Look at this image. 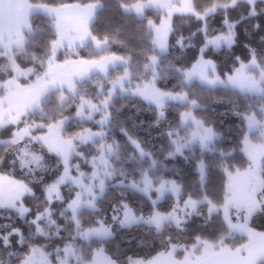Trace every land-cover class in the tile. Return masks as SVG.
I'll use <instances>...</instances> for the list:
<instances>
[{"label":"trees","instance_id":"1","mask_svg":"<svg viewBox=\"0 0 264 264\" xmlns=\"http://www.w3.org/2000/svg\"><path fill=\"white\" fill-rule=\"evenodd\" d=\"M27 1L32 6L50 7L100 4L101 8L90 28L93 39L85 47L75 51L63 48L54 55L53 44L58 42L59 37L57 22L55 19L35 13L31 19V27L25 34V47L9 56H0V82L9 81L17 76L12 67V60L21 70L27 71L33 66L38 70L21 79L23 85L44 77L54 63L94 61L112 55L120 58L125 65L112 70L105 81L93 76L91 80L79 84L77 94L66 103H63L59 90L49 92L43 98L40 109L31 112L17 126L11 125L0 130V137L4 140L12 139L17 129L27 127L29 124L49 126L62 121H67L64 135L68 139L76 138L75 136L88 131H103L105 137L102 140L82 146L85 158L78 160L81 170L91 173L93 169L90 161L99 156V147L111 144L115 139L122 146V161L116 162L114 166H120L122 163L125 175H117L113 180L106 178V190L95 204L98 209L83 207L74 213L69 205L77 196L78 191L75 187L64 186L61 188L60 198L54 201L46 200L43 186L54 184L60 174L41 182H34L27 175L4 166L10 148L9 145H1L0 154L3 155V162L0 163V174L21 181L33 194L23 199L24 206L29 209L26 217H21L11 210L0 209V263L19 264L21 260L39 257L37 249L40 248L49 255L53 264H58L57 256L63 258L65 253L62 249L68 244L73 245L74 251L79 253V259L69 258L70 264L90 261L97 250L103 251L111 259L123 252L124 258L152 259L161 253H169L174 248L182 249L177 253L182 257L185 250L199 242L213 246L222 244L232 251L246 245L248 238L232 231L219 207H222L229 196L230 177L251 165L244 152V140L248 132L247 117L253 114L263 117L262 106L259 103L255 105L246 103L247 100L256 97L242 94L230 87L227 92L218 88L215 93H210L198 81L188 84L183 80L185 72L189 71L200 58L214 61L221 77H224L225 73L231 76L241 67L240 62L236 60L237 56L244 63L252 58L250 48L255 49L257 62L264 69V59H261L264 58V41L260 40V37L264 36V0L255 5L238 0L234 6L232 0H188L193 4L195 14L173 16L168 52L165 54H160L155 48L150 23L158 27L167 15L148 10L143 18H138L135 14L124 11V7L145 3L148 0ZM214 7L218 9L204 18ZM230 31L235 33L236 41L231 48L226 45L218 48L207 47L211 38L220 34L227 35ZM181 37L184 38L183 47L176 43ZM101 44L105 45L99 46ZM153 56L158 58L155 64L152 62ZM37 60L40 63H37ZM51 61L54 63L50 64ZM126 75L127 91L146 84H154L159 92L169 90L177 92L183 87L189 93L190 99L213 94L226 95L236 103L213 104L209 109L191 110L190 115L185 116L184 114L189 112L187 106L174 101L169 102L165 105L167 119L162 125L164 128L162 135L160 128L149 127L155 118L157 106L130 92L122 93L117 90L112 97L107 115L104 112L97 114L94 120H79L78 114L84 101L100 106L111 97L110 93L111 90H115L113 88L115 83ZM100 90L104 91L103 95L100 94ZM104 115L107 116V122L102 125ZM188 116L194 121L205 116L210 117L219 129L224 130V140L208 148L202 147L200 142H191L195 127L192 123L185 122ZM121 127L130 135L142 138L144 141L142 146L152 153L151 157L140 158L138 153H134L127 144V137L119 130ZM39 132L43 133L44 130ZM169 132H172L171 137L167 135ZM177 136L183 137L180 140L183 147L174 157L165 159L163 153L174 148L170 141ZM133 155L137 157L136 161L131 159ZM145 176H148L155 185L161 186L170 182L179 186L181 192L179 202L172 195H167L162 202L154 204L145 194L128 187L132 181L139 182ZM261 176L264 185V157L261 161ZM118 180H123L124 184L117 183ZM260 195H264V188ZM260 195L258 197L261 198ZM189 200L200 204L196 211L191 216H189L191 210L186 211L184 215L178 212L175 217L179 223L177 220L169 221L162 225L160 231H157V226L147 223L136 224L131 228H120L119 224L113 221V216L117 215L114 205L119 201L127 203L134 214L143 219L156 213L171 214L177 204L183 205ZM44 207L52 210L51 219L55 223H50L45 218H37ZM215 207L219 210L211 213L210 210ZM122 214L123 209L119 214L121 219ZM101 225H111V231L115 236L104 240L84 241L82 236L84 232L99 228ZM37 226L46 230L49 235L45 237L37 232ZM249 226L264 233V206L254 214ZM6 236L7 244L4 239ZM143 238L150 241L148 247H139L138 242Z\"/></svg>","mask_w":264,"mask_h":264},{"label":"rangeland","instance_id":"2","mask_svg":"<svg viewBox=\"0 0 264 264\" xmlns=\"http://www.w3.org/2000/svg\"><path fill=\"white\" fill-rule=\"evenodd\" d=\"M178 2L182 3L180 7L176 5ZM40 6L43 8L41 10L45 11L42 15L52 19L58 18L60 32L63 33L66 32L64 23L69 18L77 21L80 19L77 16H92V11H94L96 15L101 8V5L97 4L85 7L84 11L74 13L71 11H59L57 13L56 9H53L54 12L52 14V9H49L52 7L47 5ZM192 6L193 5L191 3H184L182 0H149L145 3H138L130 7H124V11L128 14H135L138 18H143L148 10L165 13L167 15V18L158 27L153 26L151 25L152 23H150V31H152L154 35L155 48L160 54H165L168 52V42L172 30L173 16L193 12ZM217 9L218 7L210 9L204 18L213 14ZM228 34H220L211 38L207 43V47L211 46L213 48H218L223 45L228 46L225 40L222 39L223 37H227ZM213 41H218L219 46H217L216 43H213ZM62 44L63 40L53 44L52 52L54 55L58 53L59 50L63 49L61 46ZM104 45L105 44H101L99 46ZM100 49L101 47L99 50ZM12 62V67L17 76L9 81L0 82V89L3 90V95L0 96V130L11 125L17 126L23 122L24 118H26L31 112L40 109L43 98L49 92L59 90L62 93L63 103H66L70 98L77 94L78 87L75 86L91 80L93 76H98L105 81L108 79V75L112 70L125 65V62H123L120 58L112 55L90 61L91 63H85L86 65H81L82 67L79 69L77 68L80 66L79 64L76 66V63L69 65L68 63L70 61L56 64L51 61L50 64H54L50 66V72L40 79L30 82L27 85H23L20 80L29 77L31 72L19 69L15 61L12 60ZM74 66L77 69H75ZM52 70L54 72H52ZM261 70V67H252L248 69L240 67L233 75H231L232 81L229 87L242 94L253 95L255 89L264 87V80L260 78ZM189 73H191V76L188 84H191L194 81L201 83L202 76H211L209 61L200 58L189 71L185 72V75H188ZM127 77L128 75L119 80V82L115 83V86L113 87L115 90H111L110 93L111 97L106 99V101H104L100 106L84 101L78 114L79 120H94L97 114L104 112L106 113L105 115H107V110L113 99L112 97L115 95V91L117 90L122 93L130 92V94L137 96L155 106H157L158 101L164 105L172 102L171 100L162 98L159 95L160 92L154 84L138 86L135 89L127 91L125 89V86L128 83ZM102 86L103 84L101 85V89ZM100 94L103 95L104 91L100 90ZM262 112L263 117L261 118L255 114L247 117L248 132L246 134L247 137L244 140V152L251 161V165L244 171H238L230 177L229 196L222 207H219L232 231L246 236L248 238V242H252V246L250 248L248 247L245 249L247 244L241 247V251L246 250L243 252L244 254L241 253V255H239L236 253V250L232 251L222 244L213 246L209 243L199 242L197 245L191 246L189 249L185 250L182 257L177 255V253L182 250L181 248H174L169 253H161L152 259L138 257L124 258V252L123 254L118 253L111 259L103 251L97 250L93 253L90 261H84L80 264H253L257 254H261L262 252L260 248H264V237L259 241L254 240L258 234L264 233L250 228L249 226L251 218L264 206V195H260L262 189L264 188L261 176V161L264 157V111ZM186 121L192 123L195 127L194 134L192 135L190 141L200 142L199 137L196 135V121H194L190 116L185 118V122ZM105 123L104 119L101 124L104 125ZM66 124L67 121H62L56 125L49 126L29 124L27 127L17 129L14 132V137L12 139L4 140L0 137V146L12 144V148L17 146L22 148L29 141H32L31 147L35 150L39 148L40 145H43L44 155L49 163V167L46 171H28V169L20 168L18 164L10 163V161L14 160L16 155L19 154L18 152L13 153L12 148L7 151V158L4 166L27 175L28 178L34 182L47 180L57 174H60L61 177L64 174L65 167H67L68 175L71 179H67L63 183L56 186L59 191V196H61V188L64 186H71L77 189L78 193L74 201H76L79 197L80 203L76 207L75 212L70 207L74 213H77L78 210L83 207L93 209L88 202L91 201L96 204V202L103 197L104 192L101 193V189L99 188L100 181L102 179L105 181L107 178L104 175L103 165L98 164V167L94 169L91 164L93 169L92 172L86 173L81 170L78 160L85 158L82 146L102 140L105 137V132L88 131L75 136L76 138L68 139L64 135V128ZM40 130H44V132L41 133L39 132ZM101 133H103V135H100ZM85 136H91V139L82 142L79 137ZM34 137L37 139L33 140ZM13 141H15L14 144L12 143ZM99 150H101L100 147ZM65 157L67 158V164L64 163ZM75 171L79 172L75 173ZM94 171L98 172L96 177H93L92 175ZM76 179H79L81 183H74ZM56 181L54 184H56ZM138 184L141 188H148V193L145 195L148 196L154 204L162 202L167 195H172L179 202L181 192L179 188L176 191L173 190L176 187L173 183H164L161 186L155 185L148 176H145L138 182ZM28 189L29 188L21 181L4 174H0V204L4 205L3 207H0V209L11 210L20 214L18 209L21 206H24V197L33 194L32 191L29 193ZM158 189L160 191H157ZM258 195H260L261 198L258 197ZM56 199H58L56 193L53 192L51 201ZM187 202L188 201H186L183 205L177 204L171 214L156 213L152 217L143 219L138 218L130 209L131 215L129 216V222L132 223L133 226L140 223H147L153 226H157L158 224L164 225L169 221H175L171 218L172 214L175 213L176 215L178 212H181L184 215L186 211L189 212L190 209L185 206ZM8 205H15V207H9ZM199 205V203H196V209ZM218 210L219 209L215 207L211 209L210 212L213 213ZM232 212H234L233 215ZM26 215L27 213L23 217H26ZM123 217L124 213L122 214V219ZM105 228H107V226L101 225L99 228L84 232L82 235L84 241L89 242L92 239L104 240L110 238L111 236L104 231ZM138 244L139 247H148L150 245V241L143 238L138 242ZM255 246H258V249H255ZM37 251L39 252V257H30L25 261L26 264H53L49 255L43 249L38 248Z\"/></svg>","mask_w":264,"mask_h":264},{"label":"clouds","instance_id":"3","mask_svg":"<svg viewBox=\"0 0 264 264\" xmlns=\"http://www.w3.org/2000/svg\"><path fill=\"white\" fill-rule=\"evenodd\" d=\"M233 3L236 2V0H232ZM235 33L230 31L227 37H223L222 39L225 40L226 44L231 48L233 44H235ZM183 37L178 39L176 41L178 46L183 47L182 41ZM260 40L264 41V36L260 37ZM213 43H216L217 46H219L218 41H213ZM250 52L252 53V58L247 62L244 63L243 61L240 60V57L237 56L236 60L240 62L241 68L243 69H248V68H260V64L257 62V58L255 55V49L250 48ZM157 57L153 56L152 57V62L155 64L157 62ZM264 59V58H261ZM37 63H40L39 60L36 61ZM210 65V72L211 76H202L201 77V83L204 85L210 93H215V91L219 89H223L225 92H227L228 87L232 81V77L229 76L227 73L224 74V77H221L217 71V65L215 64L214 61H209ZM28 72H36L38 71L34 66L29 67L27 69ZM262 80H264V69L261 70V77ZM184 83L190 82V76L185 75L184 76ZM159 95L162 98H166L167 100H171L174 102H177L179 104L185 105L188 107L189 112L185 113L184 115H190L191 110L195 109H209L213 104H226V105H234L236 102L231 99V97L226 96V95H209L204 98H189V93L185 91L183 87L177 92H172V91H167V92H160ZM253 95L256 97V99L252 100H247L246 103H250L255 105L256 103H259L262 106V111H264V87H259L254 90ZM234 111V108L232 109ZM225 111H228V109H225ZM166 112H165V105L163 103H160L159 101L157 102V108L155 111V118L149 125V127H158L161 129V134H164V128L162 127L163 123L166 121ZM105 122H107V117H105ZM197 124V133L196 135L199 137V140L201 142V146L204 148H208L211 145H215L219 142H222L225 138V132L222 129H219L216 126V123L213 119L210 117H202L196 121ZM121 132L125 134L127 137V144L131 146V149L134 153H138L140 158H143L145 156L151 157L152 153H150L145 147H143L144 141L142 138L135 137L133 135H130L124 127H121L119 129ZM174 131V130H173ZM100 135H103L101 133ZM169 137H171L172 132L167 133ZM18 138V137H17ZM37 138H33L35 140ZM82 142L91 139V136H85V137H79ZM183 139V137L177 136L175 139H172L170 141L171 145L174 146V148L170 151H166L163 153L165 159L174 157L177 153L180 152V149L183 147V145L180 143V140ZM13 144L15 141L12 142ZM32 141H29L27 144L24 145V147H15L12 148V144H9V148H12L13 153H19L16 155V158L10 163L12 164H18V166L22 169H28V171H40L44 172L48 169L49 163L44 155V149L43 145H40L39 148L37 149H32L31 147ZM7 150V149H6ZM133 161H136L137 157L133 155L131 157ZM122 161V146L114 139L111 144H106L101 147L100 154L98 157H94L90 163L92 164L93 168L96 169L99 165H103L104 167V175L107 177L109 180H113L117 177V175L124 176L125 172L122 170V163L120 166H114L116 162H121ZM3 162V155L0 154V163ZM64 163L67 164V158H64ZM133 167H135V163L133 164ZM93 177H96L98 175L97 171L93 172ZM71 179L68 175V169L65 167L64 169V174L56 181V184L52 186H43V190L45 192V199L46 200H51L53 192L56 193L57 198H60L59 196V191L56 185L63 183L65 180ZM74 183H81L79 179H76ZM117 183L123 185L124 181L123 180H118ZM128 187L132 188L134 191H140L143 194L148 193V188L143 187L141 188L136 181H132ZM179 186H176L173 190L176 191L178 190ZM99 188L101 189V193H103L106 190V185L105 181L102 179L99 184ZM31 189H28V192L31 193ZM157 191H160L159 189ZM80 203L79 197L77 198L76 201H74L69 207L73 209L75 212L76 207ZM89 205L93 209H98V206L92 203L91 201L88 202ZM196 201L189 200L187 204L185 205L187 208H189L191 211L189 212V216L192 215L193 212L196 211ZM3 204H0V207H3ZM9 207H15V205H8ZM114 209L117 212L116 216H113V221L115 223L119 224L120 228H131L133 227V224L129 222V216L131 215V210L128 206L127 203H124L123 201L117 202V204L114 205ZM121 209H123L124 217L123 219L120 218L119 214L121 212ZM20 216L23 217L26 213L29 212V209L27 207L21 206L18 209ZM197 215L199 213H196ZM52 215V210H50L49 207H44L43 211L38 214V219L39 218H45L47 219L50 223H55L51 219ZM172 219L177 220L175 217V214H172L171 216ZM35 223V221H33ZM177 223H179V220H177ZM162 228V225H157V231H160ZM19 231V230H16ZM105 232H107L110 236H115V233L111 231V225H108L107 228L104 229ZM37 232L41 233L45 237H47L49 234L46 230L40 228L37 226ZM5 243H8L7 236L4 238ZM62 251L65 253L63 258L57 256L58 259V264H70L69 258H75L79 259V253L77 251H74L73 245L68 244L66 245ZM19 264H26L25 261L21 260Z\"/></svg>","mask_w":264,"mask_h":264},{"label":"crops","instance_id":"4","mask_svg":"<svg viewBox=\"0 0 264 264\" xmlns=\"http://www.w3.org/2000/svg\"><path fill=\"white\" fill-rule=\"evenodd\" d=\"M176 1H180V0H176ZM182 1H184V3H191L188 0H182ZM237 1L238 0H236L235 3L232 2V6L236 5ZM243 1H246L251 5H255L257 2L261 0H243ZM92 5H97V4H89V5H84V6L78 5V4H70V5L60 6V7H52L49 9H52L51 10L52 14L54 12L53 9H56L57 13L59 11L60 12L71 11L72 13H74L78 11H84L85 7L92 6ZM176 5L180 7L182 3L178 2ZM192 7H193V12L187 13L188 15L194 14V6ZM41 9H43L42 6H32L29 4L27 0H0V56L12 54L13 52L21 50L22 48L25 47L26 45L25 34L26 32L29 31L31 27L32 16L38 12H39L38 14H42L45 12ZM92 14H93L92 16L79 15L77 17H79L80 19L77 21L71 18L66 20V22L64 23L66 32L64 33L60 32L58 18L57 19L54 18L58 26V35H59L58 41L63 40V44L61 45L63 48H67L71 51H75L78 48H82L86 46L89 42L92 41L91 39L93 38L91 36L90 28L96 17L94 11H92ZM181 15H185V14H181ZM72 63H76L75 66L79 64L80 66L77 67L79 69L80 67H82L81 65H86L85 63H91V62L85 61V60H74V61H70L68 64L70 65ZM52 72L54 71L52 70ZM263 237H264V234H258L254 240L259 241ZM251 243L252 242H248L245 249L248 247L250 248L252 246ZM240 249L236 250V253L239 255H241V253L246 251V250L241 251ZM255 249H258V246H255ZM260 250L262 252L261 254H257V257L253 264H260L261 262H264V248H260Z\"/></svg>","mask_w":264,"mask_h":264},{"label":"snow or ice","instance_id":"5","mask_svg":"<svg viewBox=\"0 0 264 264\" xmlns=\"http://www.w3.org/2000/svg\"><path fill=\"white\" fill-rule=\"evenodd\" d=\"M189 76H191V73H189ZM202 167V166H201Z\"/></svg>","mask_w":264,"mask_h":264}]
</instances>
